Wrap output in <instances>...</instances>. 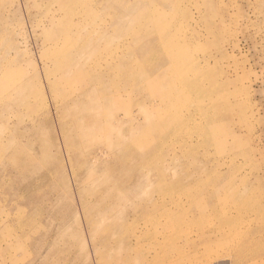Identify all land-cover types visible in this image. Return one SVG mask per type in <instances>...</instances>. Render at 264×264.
Segmentation results:
<instances>
[{
    "label": "rangeland",
    "instance_id": "rangeland-1",
    "mask_svg": "<svg viewBox=\"0 0 264 264\" xmlns=\"http://www.w3.org/2000/svg\"><path fill=\"white\" fill-rule=\"evenodd\" d=\"M32 1L0 0V89L10 86L17 72L24 74L21 84H29V105L0 103V147L8 136L14 141L5 152L0 150V264H112L110 255L100 254L93 243L111 239L106 226L115 215L107 214L104 205L109 203L102 198L109 199L112 191L114 197L124 195L131 181L143 184L139 170L149 159L165 166L176 160L181 166L165 171L172 188L160 198L181 220L174 232L177 245L183 249L187 237L196 239L186 264H264V0H127L133 7L122 12L123 20L132 22L128 27L142 30L138 25L147 18L161 46L155 52L159 60L137 53L122 64L111 53L133 46V33L114 25L119 13L106 8L120 1L36 0L37 6ZM50 17L53 25L46 22ZM144 45L146 40L133 48L141 51ZM79 47L86 48L78 57L89 69L87 77L104 75L107 89L101 90L102 79L94 84L98 89L92 88L101 97L144 84L143 93L131 99L139 102L155 77L141 69L162 66L157 84L166 101L143 99L147 106H160L155 129L168 133L166 138L144 140L143 132L150 131L135 123L141 115L134 105L118 111L124 122L120 146L111 150L106 145L108 138L99 136L96 121H89L98 106L96 97L90 90L82 98L62 92L76 84L69 72L78 66L72 52ZM180 66L194 70L183 73ZM127 71H132L128 78ZM68 104L89 115L87 120L85 114L75 116L85 118L82 127L69 126L73 144L60 131L62 118L71 114ZM102 107L106 116L108 107ZM77 132L85 140L79 133L78 141ZM87 145L101 150L98 161L112 164L105 169V163L99 165L98 173L104 175L87 176L85 163L95 161L87 156ZM76 173H82L80 193L72 182ZM215 177L232 184L218 190ZM246 178L258 179L254 191L235 203L234 192L243 189ZM83 213L93 219L90 230ZM160 220L171 221L165 216ZM221 229L227 232L223 240L216 238ZM203 233L211 236L209 241L201 238Z\"/></svg>",
    "mask_w": 264,
    "mask_h": 264
},
{
    "label": "bare ground",
    "instance_id": "bare-ground-1",
    "mask_svg": "<svg viewBox=\"0 0 264 264\" xmlns=\"http://www.w3.org/2000/svg\"><path fill=\"white\" fill-rule=\"evenodd\" d=\"M117 1H120V2L119 3L115 2L112 5L106 4V8H108V10L116 11L117 14L119 13V16L117 15L113 21L114 25L121 26V27H124V25H125V27H128L129 25L132 24V22L127 21V20H123V16L125 14L122 15V12L123 13H129V10L133 7L131 6V4H128L127 0H125V1L124 0H117ZM134 2H136V1H134ZM32 3L35 4V6L38 5V2L36 0H33ZM104 3H105V0L102 1V4H104ZM39 20L37 19L35 22H37ZM136 20H137V18L134 19V22H136ZM142 21H143L144 25H141V24L138 25V29L142 28V30H132L133 28L128 27L130 29V32L133 33L131 35L132 40L134 42L133 46L129 44V46L127 45L125 48L122 49L121 53H118V54L115 52L111 53V58L113 61H116L115 62L116 64H118V63L122 64L123 61L129 56V54H137V53L143 57L148 56V55H152L153 58H156L157 60H159V58L157 57L159 53L158 54L155 53L156 51L160 50L159 47L161 46L160 42L158 40V37H157V35H155V33H153L149 29V27H148L149 21L147 20V18H143ZM40 22L41 23H37V24L44 26L45 23L48 22L47 24L53 25L54 19L52 17H50L48 20H46V22L43 19H41ZM128 28H127V31H128ZM76 35L79 36L78 33ZM120 37H123V31H122V34L120 35ZM104 40L113 41L111 38H107V39L104 38ZM144 40H146L147 45H144L143 47H141V51H136L134 49L135 47H137V46H135V44H138L139 41L143 42ZM116 46H117V44H116ZM14 48H16V44L14 45ZM16 51H18L17 48H16ZM85 52H86V48H81V47L77 48L75 51L72 52V58L78 62V66L76 69L70 70L71 72H69V73H71L70 77L74 78L76 80V84L73 88H71L69 90L64 89L62 92L64 95H68V96L72 95L75 97L78 96V98H82L90 90L91 93L96 97L95 101L98 104V106L95 108L94 114L89 118V115H88L85 108H83L82 110L79 108H76L74 110L69 104L67 105V108L71 114L63 117L62 118V125H60V131H61V134H63L64 140L66 141V143L67 144H73V142H74V140L72 139L73 131L69 129V126L71 124H75V126L77 128H80L83 126L81 124V122L86 121L89 118V121L91 123L96 121L95 127L99 133V136H106L108 138L106 145L111 150L115 149L116 147L120 146L121 134L124 132V130H123V126H124L123 117H121L118 114V111L121 109H124L125 111L130 110L133 108L134 105L140 106V111L138 113L141 115V120H138L135 123L140 124V122H142L143 124H146L147 126H145V127L147 129H149V131H150V133L143 132L144 140L146 141L150 137H154V139H157L158 141L166 138L165 136L168 133H159V132H156V129H155L156 123L159 122L161 119L160 115L162 114V112L160 111V106L159 105L155 106L153 103L147 106L145 101H144L145 99H149V100H151V99L156 100L157 99L160 102L166 101V99L163 96L164 93H163L162 87L157 84V81L159 79L158 78L159 73H160L159 70L162 69V66H161V68L143 67L141 69V72L143 75L145 73H147L148 76H150V75L152 76V74H154L155 77L150 78L151 81L148 80L149 83L146 84V88L149 90V94L140 96L141 100H139V102L136 100L135 103H132V101H131L132 97L133 96L137 97V95H140V93H143V89L145 88V85L144 84H140V85L138 84L132 89H124L123 91L121 89L119 91L115 90V92H111V94L108 95L110 98H108V96H105V94H102V97H101L99 90H98V92H95L92 90V88L95 87L94 84L96 83V80L102 79L101 81H99V84L101 85L100 86L101 90L103 89L105 91L107 89L105 81H104V75L101 77H98V78L97 77H95V78H88L87 77L86 73L88 72L89 69L87 68V66L84 63L81 62V60H80L81 58L78 57V55L82 56ZM16 56H18V55H16ZM168 61H170V59H168ZM67 62H66V64H67ZM79 64H81V65L79 66ZM180 67L181 68L179 70H182V72H183L185 70V67H182V66H180ZM93 70L96 71L97 69L94 67ZM192 70H194V69H192V67H189L183 73H187V72H190ZM131 75H132V71H127L125 77L128 78ZM14 78H15V81L10 86L5 84V86L0 89V94H2V95H0V100H2V101H0V103H3V102H9L10 103V101H18L19 100L20 103H24V104L29 105L28 104L29 103L28 95L25 94L28 91L27 89H28L29 84L26 82V80L24 82H22V84L20 82V81L24 80L23 79L24 74L22 72H17V75H15ZM18 82H20V83L18 84ZM154 84H155V86H154ZM118 87L119 86H115V88H118ZM95 88L98 89V85ZM95 88H94V90H97ZM128 90H130V91H128ZM85 91H86V93H85ZM123 92H125V94H123ZM153 92H154V94H151ZM17 94H19V95H17ZM144 97H145V99H143ZM75 99L77 100V98H75ZM72 100H74V98H72ZM73 102H75V101H73ZM151 102H153V101H151ZM155 102L156 101H154V103ZM160 102H159V104H160ZM17 104H19V103H17ZM30 104H31V102H30ZM102 105L104 107L105 106L108 107V110H107L108 114L106 116H104L102 114V110H100V108H103ZM25 110H27V109H25ZM31 111H29V112H31ZM83 114H85L86 120L84 117L81 120L78 118H75V116L83 115ZM79 133L77 132V140L79 141L80 135H81V138L83 140H85L86 136L82 133H80V135H79ZM17 134H19V133H17ZM35 136H36V134H35ZM13 143H14V141H13L12 137L8 136V139H6L5 141L3 140V143H2V146L0 147V150L2 152H5L8 148H10L13 145ZM38 145H40V144H38ZM149 146H150V144L147 147H149ZM85 150L87 152L86 153L87 156L91 157L92 159H95V161L93 160L95 163H93V161L85 163L84 167L86 169H88L87 170L88 171L87 176L98 175V174L104 175L105 174L104 172L98 173V167L101 163H105V167L103 169L112 168L111 163H107V162L101 161V160L98 161V154H99V152H101V150L88 148V145L85 147ZM122 154H123V151H120L119 155H122ZM174 157H175V155L169 156L170 159H174ZM68 158H69V155H68ZM175 161L176 160H174L173 163H169L168 164L169 167H168V165L165 166L163 164L155 163L154 161H152L150 159L144 160V162H143L144 168L141 164V167L139 170L141 172L139 174V178L143 179V182H144L143 184L139 180L131 181L129 184H127L128 190L124 195H122V196L118 195V196L114 197L113 196L114 191H112L111 193L108 194L109 199H108V197L105 199L102 198L103 199L102 202L104 204L109 203L108 205H106V204L104 205L107 209V214L108 215L109 214L115 215L113 220H111L109 224L107 223V226H106V229H108V231L111 232L112 234L110 235L111 236L110 241L104 240L102 242L99 239H94L93 243L99 245L100 254H101V251H103L105 254L110 255V257L112 259V264H186V262L188 260H190L188 252L190 253V251L196 246V244H195L196 239L187 237L186 238V245L183 249L177 245V242L174 238V232L176 230L177 222L180 224L181 220L180 219L176 220L175 216L177 214L174 215V213H175L174 210L165 208V205L163 203V199L160 198L161 195L163 194V192H165L167 189L172 188V184L170 182L166 183V181L164 179L165 175H168V174H165V171L167 169L168 170L172 169L174 172H176V170L179 169V167L181 168V166L178 165L177 163H175ZM14 165H13V167H14ZM38 167L36 166V168H38ZM134 167L136 168L137 164H135ZM41 168L43 169V167H41ZM28 169H29V167H28ZM146 169H148V170H146ZM34 170L38 171V169H34ZM152 171H154L153 175H152V173H153ZM189 171L190 170H188V174H186V175L191 176ZM166 172H168V171H166ZM80 174L82 175V173H80ZM80 174L76 173L75 176L73 175V177H72V182L75 183L74 185H75V188L78 190V193L81 192V189H79V188H81V185L79 184L80 177H81ZM18 175H19V173H18ZM223 175L224 174H221L220 176H223ZM20 176H22V175H20ZM218 177H215V181L218 182L217 185H219L218 190H224L225 188H227L228 186H230L232 184L230 182L231 179L229 181L226 180L227 181L226 182L224 179L218 180L217 179ZM192 178H194V176H192ZM260 180H259V182H260ZM255 181L253 182L251 179L248 180V178L244 179L243 189L242 190L236 189L234 192V202L235 203L241 204V202L245 201L248 198L247 197L248 194L250 192L254 191L253 188L255 187ZM257 181H258V179H257ZM160 183H164V185L161 186ZM181 186H182V183H181ZM71 187H73V186H71ZM48 188H46V189H48ZM50 188H51V186H50ZM228 194H229V192H228ZM84 198L85 197H83L80 200V202H84V201H82ZM107 199H108V201H107ZM198 202H202V199L199 200ZM203 203H205V202H203ZM38 204H36V205H38ZM120 206H123V207L120 208ZM173 206H174V204H173ZM42 211H44V210H42ZM162 216L168 217L169 220H171V221H167L166 223H160L161 222L160 218ZM82 217L84 218V219L82 218L85 222L84 225L88 228V230H90L94 224L93 219L88 217V215L85 213H83ZM12 220H14V219H12ZM139 220L142 221V224H140ZM64 223H65V221H64ZM64 228H65V226H64ZM167 232H169V233H167ZM216 236H217L216 238H220L221 240H223L224 237L227 236V232L225 230L221 229L216 233ZM210 237L206 233H203L201 235V238L208 240V241H209ZM99 250H96L95 254L98 255ZM182 254H184V255H182ZM84 255H85V253H84ZM86 256H87V254H86ZM183 256L184 257L187 256L188 258L183 260L182 259Z\"/></svg>",
    "mask_w": 264,
    "mask_h": 264
}]
</instances>
